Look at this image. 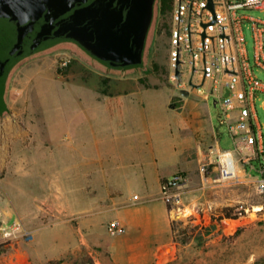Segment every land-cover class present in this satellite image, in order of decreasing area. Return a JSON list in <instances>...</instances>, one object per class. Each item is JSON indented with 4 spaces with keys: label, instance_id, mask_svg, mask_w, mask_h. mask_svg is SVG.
<instances>
[{
    "label": "rangeland",
    "instance_id": "374dc122",
    "mask_svg": "<svg viewBox=\"0 0 264 264\" xmlns=\"http://www.w3.org/2000/svg\"><path fill=\"white\" fill-rule=\"evenodd\" d=\"M242 12L264 18V10ZM170 16L156 12L146 63L132 73L104 69L69 46L29 57L13 71L6 93L8 108L0 114V216L12 211L15 218L0 221V264H264L262 181L250 171L231 172L232 166L225 164L231 173L223 174L220 155L185 174L187 181L179 190L184 205L196 208L199 217L175 221V230L166 241L145 236L139 229L110 234L107 223L116 218L110 215L94 219L91 228L80 227L76 217L57 210L56 189L40 188L47 196L37 199L40 181L17 174L20 162H28L21 156L29 155L31 149L24 146L31 136L36 140L31 130L37 125L43 130L46 122L77 107L75 95L84 80L95 86L101 83L103 92L110 91L109 81L116 76H140L149 88L163 84L173 88L170 32L164 24ZM244 32L251 51V21L244 23ZM258 73L264 80L263 72ZM208 101L218 122L214 96ZM259 113L264 123V110L259 108ZM74 121L77 126L78 118ZM220 144L231 146L224 139ZM134 191L129 187L126 193L130 196ZM167 217L172 223L169 211Z\"/></svg>",
    "mask_w": 264,
    "mask_h": 264
},
{
    "label": "crops",
    "instance_id": "0c3cea01",
    "mask_svg": "<svg viewBox=\"0 0 264 264\" xmlns=\"http://www.w3.org/2000/svg\"><path fill=\"white\" fill-rule=\"evenodd\" d=\"M248 16L246 21L252 23L253 18L262 26L259 21L264 18ZM262 37L258 49L252 30L251 51L246 39L247 57L262 83L252 99L251 122L257 137L253 146L230 133L219 109L215 121L208 101L213 96L207 93L209 84H204L202 91L173 83V88L164 84L149 88L140 76H116L109 81L110 91L103 92L101 83L95 86L87 79L78 84L77 107L46 122L44 131L38 125L31 130L36 140L31 136L24 146L30 145L31 150L21 156L28 162H20L17 174L21 179L32 175L40 181L37 199L47 196L40 188L56 189L57 210L76 217L80 227L91 228L94 219L110 215L116 216L127 232L139 229L145 236L168 240L172 232L168 207L159 199L163 178L176 172H196L199 165L220 155L223 174L250 171L259 181L264 180V123L259 113V108L264 110V80L258 73L264 74L259 63L264 60V30ZM214 104L218 106L215 97ZM239 113V106L234 107L229 120L235 122ZM222 139L231 146L223 148ZM223 164L232 166L231 172ZM129 187L136 190L130 196L126 193ZM12 218L10 211L0 216V221Z\"/></svg>",
    "mask_w": 264,
    "mask_h": 264
},
{
    "label": "built area",
    "instance_id": "2783aa9c",
    "mask_svg": "<svg viewBox=\"0 0 264 264\" xmlns=\"http://www.w3.org/2000/svg\"><path fill=\"white\" fill-rule=\"evenodd\" d=\"M244 9H264V0H174L169 80L176 87L199 91L209 84L207 93L215 97L221 121L227 123L232 135L241 137L251 147L257 140L251 122L252 99L262 89V83L247 57L244 23L250 17L242 12ZM251 20L255 46L260 49L264 19L259 21L262 26ZM259 63L264 66V60ZM236 106L240 108L239 117L230 121V111ZM262 168L264 171V165ZM186 179L183 172H176L160 183L159 199L167 205L173 221H195L199 217L196 208L184 205L179 189ZM261 188L264 189V180ZM134 198L139 199L137 195ZM107 231L120 234L126 228L118 218H113L107 223Z\"/></svg>",
    "mask_w": 264,
    "mask_h": 264
},
{
    "label": "water",
    "instance_id": "95a60500",
    "mask_svg": "<svg viewBox=\"0 0 264 264\" xmlns=\"http://www.w3.org/2000/svg\"><path fill=\"white\" fill-rule=\"evenodd\" d=\"M158 0H0V112L9 80L27 58L69 46L98 66L146 63ZM188 94L187 90H180Z\"/></svg>",
    "mask_w": 264,
    "mask_h": 264
},
{
    "label": "trees",
    "instance_id": "16d2710c",
    "mask_svg": "<svg viewBox=\"0 0 264 264\" xmlns=\"http://www.w3.org/2000/svg\"><path fill=\"white\" fill-rule=\"evenodd\" d=\"M173 1L174 0H158V3H157V15H159V14H162V15L169 14V16H170L171 15V9H172V5H173ZM170 19H171V16H170ZM164 24L168 26L169 32H170V22H166L165 21ZM5 111H7V109ZM1 113H3V112H0V114ZM226 216L227 217H233V216L230 215L229 212H226ZM171 229L173 231L175 230V221H172Z\"/></svg>",
    "mask_w": 264,
    "mask_h": 264
},
{
    "label": "bare ground",
    "instance_id": "6f19581e",
    "mask_svg": "<svg viewBox=\"0 0 264 264\" xmlns=\"http://www.w3.org/2000/svg\"><path fill=\"white\" fill-rule=\"evenodd\" d=\"M258 208H260V207H258ZM227 223H228V221H226Z\"/></svg>",
    "mask_w": 264,
    "mask_h": 264
}]
</instances>
